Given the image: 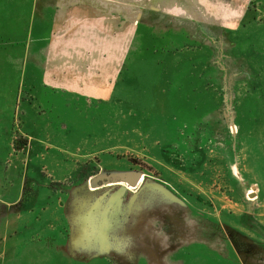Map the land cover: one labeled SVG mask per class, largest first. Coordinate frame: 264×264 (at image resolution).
I'll use <instances>...</instances> for the list:
<instances>
[{"label": "rangeland", "instance_id": "rangeland-1", "mask_svg": "<svg viewBox=\"0 0 264 264\" xmlns=\"http://www.w3.org/2000/svg\"><path fill=\"white\" fill-rule=\"evenodd\" d=\"M196 47L182 51L191 70L164 76L151 69L154 58L136 59L107 102L26 97L42 115L40 130L58 137L35 142L18 125L13 153L49 155L58 167L55 176L43 171L38 206L29 194L22 213L41 214L49 201L47 215L67 221L74 246L44 237L15 254L0 236V264H162L169 256L175 264L199 248L264 260V0L253 1L239 29L217 32L211 50L197 55ZM131 171L143 174L137 187H90L94 176ZM101 216L109 238H97ZM85 233L96 237L91 245Z\"/></svg>", "mask_w": 264, "mask_h": 264}, {"label": "crops", "instance_id": "crops-1", "mask_svg": "<svg viewBox=\"0 0 264 264\" xmlns=\"http://www.w3.org/2000/svg\"><path fill=\"white\" fill-rule=\"evenodd\" d=\"M253 1L0 0V236L5 248L24 254L22 247L29 250L31 241L44 237L55 246H74L67 221L47 215L49 201L41 214L22 213L30 206V195H34L31 207L38 206L37 192L48 184L43 171L55 176L58 167V158L49 155L13 153L18 125L30 131L35 142L57 141V133L40 130L42 115L36 105L28 103V95L110 101L118 85L133 76L138 58L143 64L154 58L151 69L163 76L170 70H191L194 59L184 62L182 51L194 45L197 55L211 50L217 32L243 25ZM141 47L143 54L139 55ZM169 105L168 110L182 109L178 103ZM104 223L107 220L101 216L97 238L110 236L112 225L108 222L105 227ZM83 238L91 245L96 237L85 233ZM203 250L197 249L192 259L181 257L174 262L249 264L239 257L232 261L231 254L228 260L227 252ZM171 257L162 264L171 263ZM253 261L264 264L261 256Z\"/></svg>", "mask_w": 264, "mask_h": 264}, {"label": "water", "instance_id": "water-1", "mask_svg": "<svg viewBox=\"0 0 264 264\" xmlns=\"http://www.w3.org/2000/svg\"><path fill=\"white\" fill-rule=\"evenodd\" d=\"M143 179V174L140 172H118L111 174H101L90 179V187L92 189L99 188L101 185L126 183L131 187H137Z\"/></svg>", "mask_w": 264, "mask_h": 264}]
</instances>
